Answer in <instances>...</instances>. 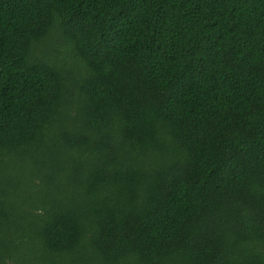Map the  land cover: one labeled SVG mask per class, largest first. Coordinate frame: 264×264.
I'll return each mask as SVG.
<instances>
[{
    "label": "trees",
    "instance_id": "1",
    "mask_svg": "<svg viewBox=\"0 0 264 264\" xmlns=\"http://www.w3.org/2000/svg\"><path fill=\"white\" fill-rule=\"evenodd\" d=\"M0 239L264 264V0H0Z\"/></svg>",
    "mask_w": 264,
    "mask_h": 264
},
{
    "label": "rangeland",
    "instance_id": "2",
    "mask_svg": "<svg viewBox=\"0 0 264 264\" xmlns=\"http://www.w3.org/2000/svg\"><path fill=\"white\" fill-rule=\"evenodd\" d=\"M10 175H11V172H10ZM4 236H2V238H3ZM1 240V239H0Z\"/></svg>",
    "mask_w": 264,
    "mask_h": 264
}]
</instances>
